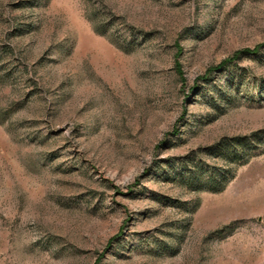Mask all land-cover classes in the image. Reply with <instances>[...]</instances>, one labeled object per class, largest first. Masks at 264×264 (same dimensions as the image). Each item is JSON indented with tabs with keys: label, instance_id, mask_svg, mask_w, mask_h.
<instances>
[{
	"label": "rangeland",
	"instance_id": "obj_1",
	"mask_svg": "<svg viewBox=\"0 0 264 264\" xmlns=\"http://www.w3.org/2000/svg\"><path fill=\"white\" fill-rule=\"evenodd\" d=\"M0 264H264V0H0Z\"/></svg>",
	"mask_w": 264,
	"mask_h": 264
},
{
	"label": "trees",
	"instance_id": "obj_2",
	"mask_svg": "<svg viewBox=\"0 0 264 264\" xmlns=\"http://www.w3.org/2000/svg\"><path fill=\"white\" fill-rule=\"evenodd\" d=\"M258 50H259V48L258 49H255V50H252V51H244V52H242V53H239V54H237L236 55V58H238L239 57V55H241V54H250V55H255V54H257L258 53ZM229 64H231V62L230 61H228V62H224V63H222L221 65H219V67L216 69V70H220V69H222V68H224L225 66H227V65H229ZM214 71V70H213ZM212 71H209V73H208V77L210 76V73H211ZM207 77V78H208ZM206 78V79H207Z\"/></svg>",
	"mask_w": 264,
	"mask_h": 264
}]
</instances>
